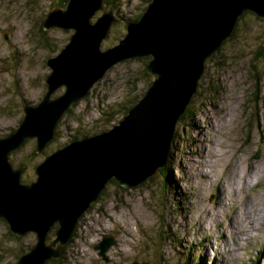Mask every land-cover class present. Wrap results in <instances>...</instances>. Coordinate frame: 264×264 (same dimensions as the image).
Wrapping results in <instances>:
<instances>
[{"label":"rangeland","instance_id":"obj_1","mask_svg":"<svg viewBox=\"0 0 264 264\" xmlns=\"http://www.w3.org/2000/svg\"><path fill=\"white\" fill-rule=\"evenodd\" d=\"M58 1L0 0V138L19 126L24 104L41 100L50 72L46 61L72 33L42 28ZM109 2L113 20L102 50L124 36L150 1ZM145 67L143 57L115 63L64 114L41 153L35 139L11 153V165L23 168L21 182L33 181L34 167L73 137L116 124L154 79ZM189 104L170 143L172 177L157 171L132 188L109 182L56 264H264V19L246 14L239 20L233 36L206 61ZM104 233L115 239L107 261L93 250ZM34 242L33 233L17 237L0 219V264H12Z\"/></svg>","mask_w":264,"mask_h":264},{"label":"water","instance_id":"obj_2","mask_svg":"<svg viewBox=\"0 0 264 264\" xmlns=\"http://www.w3.org/2000/svg\"><path fill=\"white\" fill-rule=\"evenodd\" d=\"M246 12L264 19V0H151L139 19L126 25L124 36L102 50L113 20L105 0H67L48 11L43 29L72 33L46 61L50 72L41 100L24 104L19 126L0 138V219L17 237L35 236L12 264L59 259L78 221L111 180L122 188L136 187L165 165L175 124L196 92L206 61ZM142 57H149L145 70L154 79L126 114L111 128L45 155L34 167L35 179L21 182L23 168L13 167L9 155L28 139H35V151L41 153L64 113L110 67ZM61 87L63 92L52 97ZM53 226L54 237L47 242ZM114 243V235L104 233L93 250L107 261Z\"/></svg>","mask_w":264,"mask_h":264},{"label":"trees","instance_id":"obj_3","mask_svg":"<svg viewBox=\"0 0 264 264\" xmlns=\"http://www.w3.org/2000/svg\"><path fill=\"white\" fill-rule=\"evenodd\" d=\"M149 1H151V0H149ZM67 2V0H59L58 2H57V5H59V6H62V5H64L65 3ZM105 2H106V5H107V7L109 8V5H110V2H109V0H105ZM110 10V9H109ZM246 14H252V13H249V12H246V13H244L242 16H240V18L238 19V22H239V20L241 19V18H243V16L244 15H246ZM254 15V14H253ZM141 16V14H139L138 16H137V18H135L134 19V21H137L138 19H139V17ZM255 16V15H254ZM238 22H237V24H238ZM237 24H236V27H237ZM235 27V28H236ZM235 30V29H234ZM233 33H234V31H233ZM233 33L231 34V36L229 37V38H231L232 36H233ZM228 38V39H229ZM227 39V40H228ZM226 40V41H227ZM225 41V42H226ZM224 42V43H225ZM143 58H146V64L148 63V61H149V57H143ZM135 102H136V100H135ZM135 102L133 103V104H131V106L130 107H128L127 108V110L128 109H130L134 104H135ZM76 103H74V104H72V106H74ZM190 105V104H189ZM189 105H187V107H186V109H185V111H184V113L180 116V118L178 119V120H186L184 117L185 116H187L186 115V113L188 112V110H189ZM71 106V107H72ZM70 107V108H71ZM70 108L64 113V114H66V113H68L69 111H70ZM127 110L125 111V113L124 114H126V112H127ZM123 114V115H124ZM64 116V115H63ZM62 116V117H63ZM61 120V119H60ZM12 131H14V130H12ZM179 133L180 134V131L178 130V131H175L174 130V135L176 134V133ZM76 138H80V137H73L71 140H76ZM27 141V140H26ZM25 141V142H26ZM24 142V143H25ZM23 143V144H24ZM22 144V145H23ZM21 145V146H22ZM171 152H172V149L170 150L169 149V152H168V156H167V158H166V163H165V165L161 168V169H159L158 170V172L160 171V172H162V175H163V177L165 178V179H169V178H171L172 177V173H171V169H170V167H167V164H168V162H169V158L171 157L170 155H171ZM111 183H115V184H118L117 182H115L114 180H111L110 181ZM103 193V191L100 193V195ZM55 227L56 226H53V227H51V229L49 230V233H48V239H50V238H52V236L51 237H49V235L51 234V232H52V234L54 233V229H55ZM76 228V227H75ZM74 235H75V229H74V231H73V233H72V235H71V237H70V239H69V241H68V243L72 240V238L74 237ZM20 253H22V252H20ZM60 259V258H59ZM59 259H50L48 262H46V264H48V263H50V264H56L58 261H59Z\"/></svg>","mask_w":264,"mask_h":264},{"label":"bare ground","instance_id":"obj_4","mask_svg":"<svg viewBox=\"0 0 264 264\" xmlns=\"http://www.w3.org/2000/svg\"><path fill=\"white\" fill-rule=\"evenodd\" d=\"M168 156V155H167ZM244 174V173H243ZM243 174H242V176L241 177H243ZM201 176V178L203 179V176L202 175H200Z\"/></svg>","mask_w":264,"mask_h":264},{"label":"flooded vegetation","instance_id":"obj_5","mask_svg":"<svg viewBox=\"0 0 264 264\" xmlns=\"http://www.w3.org/2000/svg\"><path fill=\"white\" fill-rule=\"evenodd\" d=\"M8 41V40H7ZM0 69H2V68H0ZM92 207V205L90 206V208Z\"/></svg>","mask_w":264,"mask_h":264}]
</instances>
